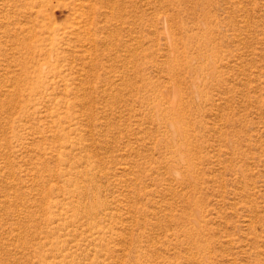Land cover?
<instances>
[{
    "label": "rangeland",
    "instance_id": "obj_1",
    "mask_svg": "<svg viewBox=\"0 0 264 264\" xmlns=\"http://www.w3.org/2000/svg\"><path fill=\"white\" fill-rule=\"evenodd\" d=\"M0 264H264V0H0Z\"/></svg>",
    "mask_w": 264,
    "mask_h": 264
},
{
    "label": "bare ground",
    "instance_id": "obj_2",
    "mask_svg": "<svg viewBox=\"0 0 264 264\" xmlns=\"http://www.w3.org/2000/svg\"><path fill=\"white\" fill-rule=\"evenodd\" d=\"M46 24V23H45ZM49 27H50V24H49ZM53 27V26H52ZM23 28V27H22ZM46 28H48V26L46 27ZM24 29V28H23ZM28 29H30V28H28ZM26 30V29H25ZM30 31V30H29ZM54 31H56V30H54ZM62 31V30H61ZM32 32V31H31ZM50 32H52V30L50 31ZM45 33H47L46 31H45ZM54 33V32H53ZM52 33V34H53ZM56 33H58V32H56ZM30 34H32V33H30ZM49 34V33H48ZM52 34H50V35H52ZM54 35V34H53ZM60 35H61V32H60ZM56 36H59V34H57ZM16 37V36H15ZM52 37V36H51ZM176 93V92H175ZM172 94V93H171ZM176 95L177 94H175V97H176ZM172 97V96H171ZM173 108V107H172ZM175 108H177V107H175ZM174 109V108H173ZM176 110V109H175ZM174 111V110H173ZM171 112V111H170ZM179 116V115H178ZM177 118V117H176ZM175 120H177V119H175ZM176 122V121H175ZM170 123V122H169ZM182 123V122H181ZM180 122H176V125H175V129H174V131L177 133V134H181V135H183V134H185V128H184V125H183V123L181 124ZM172 127V126H171Z\"/></svg>",
    "mask_w": 264,
    "mask_h": 264
}]
</instances>
